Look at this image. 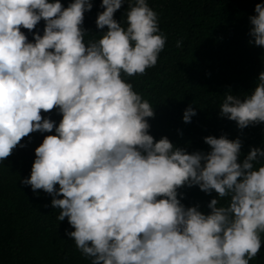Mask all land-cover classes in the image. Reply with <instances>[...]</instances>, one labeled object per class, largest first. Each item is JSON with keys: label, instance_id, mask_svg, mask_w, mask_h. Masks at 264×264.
<instances>
[{"label": "clouds", "instance_id": "clouds-1", "mask_svg": "<svg viewBox=\"0 0 264 264\" xmlns=\"http://www.w3.org/2000/svg\"><path fill=\"white\" fill-rule=\"evenodd\" d=\"M122 2L101 0L95 26L106 30L85 40L91 0H0V161L29 133L54 128L21 183L51 194L90 264H249L264 233V150L240 160L239 138L208 135L209 151L188 153L149 134L153 105L124 77L155 66L166 36L147 0H127L114 19ZM254 12L249 43L264 48V5ZM41 19L29 41L21 27L31 32ZM53 108L58 123L41 116ZM219 110L240 129L264 122V70ZM194 115L188 106L182 119ZM185 185L216 193L210 211L181 203Z\"/></svg>", "mask_w": 264, "mask_h": 264}, {"label": "trees", "instance_id": "trees-1", "mask_svg": "<svg viewBox=\"0 0 264 264\" xmlns=\"http://www.w3.org/2000/svg\"><path fill=\"white\" fill-rule=\"evenodd\" d=\"M67 7L71 0H60ZM158 15V28L166 36L156 65L140 75L125 76L133 90L153 105L154 116L146 118L148 132L154 139L167 137L186 152H207L210 146L203 138L208 135L241 141L242 160L250 148L264 150V122L243 129L236 122L219 115L224 95L230 93L243 99L264 70V48L249 43V16L255 15L254 5L264 0H147ZM92 8L84 13L82 27L88 32L85 40L98 38L105 29H97L95 18L101 0H91ZM127 0L114 12L121 20ZM41 19L30 32L21 27L27 39L32 32L42 34ZM181 46L177 47V41ZM191 106L195 115L190 122L182 119ZM41 116L59 122L55 108ZM50 132L34 131L23 137L11 154L0 161V264H90L82 256L66 231L74 230L67 218L57 221L58 209L50 203L52 196L29 185L21 178L30 174L34 149ZM23 145V146H21ZM258 159H260L258 157ZM264 163V161H262ZM54 187L58 188L59 185ZM178 199L186 207L199 205L207 213L214 191L205 193L198 186H181ZM183 195L180 196L179 194ZM223 202V201H222ZM257 256L249 264H264V233Z\"/></svg>", "mask_w": 264, "mask_h": 264}]
</instances>
